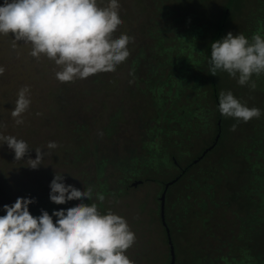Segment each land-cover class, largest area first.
I'll list each match as a JSON object with an SVG mask.
<instances>
[{
	"label": "rangeland",
	"instance_id": "1",
	"mask_svg": "<svg viewBox=\"0 0 264 264\" xmlns=\"http://www.w3.org/2000/svg\"><path fill=\"white\" fill-rule=\"evenodd\" d=\"M184 1L185 4L181 5ZM229 1L205 0L198 4L194 0L188 2L186 0H118L119 15L123 23L113 34V38H119L122 34L133 38L127 46L129 57L118 65L114 72L98 73L87 79H76L72 83H61L56 79L55 74L61 69L53 61L45 56L39 59L32 57L30 44L18 41L13 48V35L0 34V66L5 68L4 74L0 76V135L24 140L32 149L23 161H15L14 152L0 142V215H6L4 206H11L17 198L36 201L29 206L30 212L40 211L44 205L47 208L51 193L50 184L57 172L64 175L66 185H72L81 191L91 186L94 191L92 202L97 203L101 214L112 211L126 219L136 236L135 244L126 255L135 264H168V244L159 217L158 197L163 182L176 178L179 168L176 165L172 166V163L167 165L164 161L158 163L160 159L151 166L140 164L141 161L134 164L131 159L145 150L144 141L150 137L151 139L147 141L157 149L153 155H157L162 144L160 156L163 160H167L169 151H172L183 166L188 159L193 161L197 153L203 152L209 137L215 135L213 126L210 130L201 122L203 106H213L211 101L209 103L210 97L207 93L206 98L199 94L205 89L207 91V87L203 86L208 85L207 83L196 88L200 89L197 100L204 102L197 106L195 105L197 102L190 105L194 101L196 92L191 91L189 87L185 88L186 93L178 99L182 104L178 112H184L186 117L181 121L186 120L189 123H184V126L179 125L180 123L171 113L177 112L176 105L173 104V95L177 89L180 90L179 84L182 83L179 80L182 72L178 69L181 67V62L177 64V61H174L163 71L158 68L160 70L148 72L147 65L154 63L156 67L160 64L156 59L160 52L158 42L165 46L191 47L188 42L192 43L194 37L190 32L185 33L190 29L191 24L201 25L202 30H205L204 36L202 34L197 36H202L198 39L197 48L204 49L203 44H207L213 31L218 27L217 24L220 23V11L230 3ZM250 2L252 3L251 0H242L243 14L229 22L222 38L229 32L233 35L243 34L248 38L247 32L253 24L252 16L246 18L251 7ZM97 3L98 6L104 7L109 0H97ZM3 4L4 0H0V6ZM192 10L194 15L190 16ZM160 36L163 37L162 41ZM182 51L184 55L191 54L195 59L200 56L205 61V55L198 53L197 49L192 51L182 49ZM140 52L141 56H139ZM171 55L175 56L174 51ZM132 60L139 61L133 64ZM189 69L191 68H187L186 71ZM220 73L221 71H218L219 75ZM184 74L188 76L187 73ZM167 75L170 78L165 77ZM164 77L166 84L160 85ZM181 78L188 79V77ZM219 78V93L231 91L242 104H246L249 108H256V105L259 107L256 98L251 101L252 103L248 101L249 97L250 99L253 95L257 97L260 93L257 85L261 84V81L257 76L252 77L256 83L254 91L248 85H239L237 79L230 77L226 72H222ZM170 79L174 85H168ZM24 87L30 90L31 103L29 109L22 115L24 123L17 125L11 116V111L18 99V92ZM158 88L164 100H158L155 104ZM74 118L78 119L74 122L75 130L69 131L59 126L62 122L71 130L74 126L70 123L73 121H67ZM80 121L85 125H91V131H85V128L82 130ZM259 123L264 124V113L260 118H254L247 123L239 122L235 131L231 130V126L224 147L209 157L212 167L208 170V161L205 164L201 162L198 166L200 168L193 171L190 177L198 179L208 170V173L213 171L212 175H215L218 181L227 179L228 173L224 169L226 166H222L223 162L234 154L237 148L244 147L242 144L251 143L256 135L253 133L256 129H260H254L253 125ZM197 126L202 127L197 128ZM179 129L184 139L174 143L173 138L177 140L180 137L177 133ZM50 141L55 142L58 147L49 150L47 144ZM37 147L45 152L50 151L51 155L46 156L43 164L33 170L27 167L26 161L29 158H36ZM151 155H146V160L153 156ZM101 160L104 162L101 163ZM130 164L133 169L127 171L125 166ZM240 179L243 180L245 177ZM135 180L144 181L132 186L131 182ZM182 180L167 190L165 200L167 209L169 202L170 210H167L166 214L169 215V221H172L170 234L174 240L175 246L174 244L173 246L180 254L177 264H192L207 251V245L204 239L197 238L199 228H204L200 217L197 216L196 221L195 214L198 212L199 202L180 199L188 193L185 185L189 181L182 184ZM224 185L227 186L225 183ZM99 186L104 191L99 192L101 190ZM96 193L105 196L103 203L95 198ZM221 193L216 194L217 199L220 198ZM193 194L197 195L195 192ZM78 201H69L68 206L74 207L79 204ZM215 209L209 206V212ZM216 212L219 216V211ZM184 213H187L188 220L185 221V231L181 234L174 225L179 224L178 219ZM53 219L55 221L57 218L53 217ZM226 219L228 223L225 225L220 222L221 218H208L206 223L214 227L222 226L224 228L222 231L228 232L232 229L229 214L226 215ZM262 240L261 249H264L263 234ZM255 247L254 243L252 249ZM199 253L201 254L197 256Z\"/></svg>",
	"mask_w": 264,
	"mask_h": 264
},
{
	"label": "clouds",
	"instance_id": "2",
	"mask_svg": "<svg viewBox=\"0 0 264 264\" xmlns=\"http://www.w3.org/2000/svg\"><path fill=\"white\" fill-rule=\"evenodd\" d=\"M118 0H109L107 6H98L97 0H4L0 6V34H12L16 42L31 45L30 55L39 59L45 56L61 70L56 79L72 83L87 79L98 73H110L125 62L130 55L128 44L133 39L122 34H113L123 23L119 15ZM209 71L216 76L218 71L237 79L241 86L256 89L255 80L264 74V37L259 33L251 41L243 34L233 35L213 42L211 45ZM5 68L0 66V76ZM29 89L21 88L11 111L17 125H22V115L30 107ZM219 111L224 117L235 118L237 123H247L260 118L259 108L242 104L231 91L219 93ZM37 115H40L37 113ZM15 154V161H23L32 151L24 140L14 136L0 135ZM49 142V150L56 149ZM36 158L27 159L26 165L38 169L46 156L41 148H35ZM64 175L56 172L50 184V200L56 205L80 200L78 205L51 215L41 210L34 217L29 206L34 199L17 198L11 206L5 205L6 215L0 216V264H135L127 255L136 241L135 233L126 219L108 211L101 214L93 201L91 186L84 191L64 183ZM143 182V180H142ZM103 203L105 196L95 194ZM89 200L90 205L83 203ZM53 217L57 219L54 221Z\"/></svg>",
	"mask_w": 264,
	"mask_h": 264
},
{
	"label": "trees",
	"instance_id": "3",
	"mask_svg": "<svg viewBox=\"0 0 264 264\" xmlns=\"http://www.w3.org/2000/svg\"><path fill=\"white\" fill-rule=\"evenodd\" d=\"M188 2V0H186ZM199 2H203L205 0H194ZM250 2V9L248 11V16H252L253 18V24L252 27H250L249 31L247 32L248 39L251 41V38L254 34L259 33L262 37H264V0H251ZM230 3L226 5L221 11H220V23L217 24L218 27L213 31L212 37L207 41V44H203L204 49L198 47L197 48V42L198 39L205 35V30H202L201 25H195L191 24L190 29L185 31V33L190 32L192 33V36L194 37L193 42H188L191 47H185L180 45H164L158 42V45L160 47V52H158L157 61L160 62L158 66L155 67L154 63H150L147 66L149 67V71L154 70H160L163 71V69L173 64L174 61H177V64L181 62V67H179V72H182V75L180 76L179 80V88L178 91L176 87L175 94L173 95V104L176 105L175 108L177 109V112L171 113L173 115V118L177 120L179 125H183L184 123H189V121L182 120L184 119L185 113L178 110L180 109L179 106H181V102L179 103L178 99L184 95L186 92L184 91L185 88L189 87L191 91L196 92V95L194 96V101H192L193 105L195 102V105L197 106L200 104H203L204 102H200L197 99V94L200 91V88L202 87L204 83H207L208 85H203L204 87H207V91L205 89L204 92L201 91L199 93L203 98L206 96V93L209 95L211 104L213 107H208L206 105L203 106V120L202 123H205V125L210 129L212 126L214 127L213 133L214 136L209 137L207 142V147L211 146L215 142V137L219 133V137L217 142L213 145V147L208 150L201 158H198L201 155V152L197 153L195 156L198 162L191 161L188 159L187 163L185 165H181L178 161L177 157L172 153V151H169L170 154L168 155L167 160H163L161 158L162 153V144H161V150H158L157 155H153L157 149L152 146L150 141H147L151 139L150 137L146 138L144 141V148L145 150H142L138 155L133 156L131 161L134 162V164L138 163L143 164L145 166H151L152 164L156 163V161L161 163L165 162L167 165L172 163L171 165H180L182 171H179L175 177L177 179L170 185H174L179 180H182V184L184 182L189 181V183H186L185 187L188 190V193L185 197H181L180 199H185L186 201H192L197 200L199 202V209L198 212H196V221L198 220L197 216L200 217V222L204 225V228L200 229L198 237L202 238L206 241L207 245V251L204 253H199L197 256L201 254V256L196 259L192 264H264V249H261V242L262 240V234L264 237V124L259 123L253 125V128H260L256 129V134L253 138L251 143L248 145H244V147L237 148L236 152L232 154L231 156L226 159L222 166L227 171L228 175H226L228 178L225 180H219L217 177H214L212 175L213 171L211 173H208V170L212 167L210 164V156L213 153L219 152L225 145L226 140L228 136L230 135L229 130L231 126L235 123H237L235 118H228L224 117L220 111H219V86H220V75L223 71H221L220 75L216 74V76H212L211 72L209 71V63L208 61L211 59V47L210 45L213 42H216L218 40H221L223 35L226 32V28L229 25V22H232L235 17L241 16L244 11V5L242 4V0H230ZM198 3V4H199ZM185 1L183 4L184 5ZM179 5V6H181ZM193 11L191 12L190 16H193ZM199 34H202V36L197 37ZM185 37V36H184ZM160 40H163V37H159ZM167 38V37H166ZM165 39V38H164ZM201 39V38H200ZM179 43H182L179 41ZM129 45V44H128ZM175 56L173 57V51ZM189 50L192 51V49H197L198 53H202L205 55V61L200 58V56H197L195 59L191 57V54L184 55L183 51ZM200 50V51H199ZM162 51H168V52H162ZM160 54V55H159ZM142 53H139V56H141ZM202 55V56H204ZM147 57L149 54L146 55ZM179 56V57H178ZM159 59V60H158ZM139 60H132L133 64H136ZM191 65V66H190ZM160 68V69H158ZM187 68H191L186 71ZM131 72L135 74L134 70L131 69ZM187 73L188 76H186ZM191 74V75H190ZM169 77V75L165 76ZM162 79L160 81V85H165L166 81ZM181 77H188V79H182ZM170 78V77H169ZM258 79L261 81V84L257 85L258 90L260 93L257 94V97L251 96V99L249 97L248 101L252 103V100L258 101L259 108L261 110V116L264 113V74H261ZM174 85V82L170 81L168 82V85ZM159 89H157L156 93L157 96L155 98V104H157L158 100H164L162 96V93L159 92ZM206 98V97H205ZM245 101V100H243ZM247 101V100H246ZM190 107V106H189ZM175 110V109H174ZM200 119V118H198ZM78 119L69 120L67 122H71L74 127L71 128V130L60 123L59 126H62L64 128H67L69 131L75 130L76 125H74V122H77ZM220 121V126H218V122ZM241 122V121H240ZM80 128L85 131H91L90 126L91 125H85L81 121L79 122ZM239 124V123H238ZM201 125V123L199 124ZM183 126L181 128H183ZM157 127V126H154ZM202 126H197V128ZM61 128V127H59ZM263 128V129H262ZM159 130V127L157 128ZM211 130V129H210ZM181 130L177 132L180 136L177 140L173 138L175 141L174 143H179L184 139L181 134ZM147 141V142H146ZM149 145H148V144ZM203 147V149H206L207 147ZM202 149V150H203ZM201 150V151H202ZM153 156H152V155ZM146 155H151L152 157H155L152 159V157L148 160H146ZM173 157V158H171ZM103 163L104 160H101ZM208 161V170L207 173H202L201 176L196 178H191L190 175L193 171L198 170V166H200L201 162L205 164ZM127 171L132 170L131 164L128 166H125ZM101 170V169H100ZM125 170V171H126ZM241 177H245V179H240ZM155 180V179H154ZM144 181V180H143ZM163 182V186H164ZM224 183L228 186H225ZM229 183V185H228ZM170 186L167 190L170 189ZM101 190L99 192L104 191V189L99 186ZM195 192L197 195L194 196L193 192ZM218 192H222L219 199L216 198V194ZM167 193V192H166ZM49 201V206L46 208L45 205L41 210L47 211L49 214H52L54 211L59 210H67L68 208H71L68 206V203L65 205H56ZM81 203V201H78ZM83 203L90 205L91 201L85 199L83 200ZM72 205V202H70ZM168 209L166 206V200H165V221L166 226L169 228V231L171 232V222L169 221V215L166 214V211L170 210L169 202H168ZM209 206H212L213 208H216L215 211L209 212ZM60 208V209H58ZM40 211L30 212L34 217H39L42 213ZM219 211L220 215L217 216V212ZM187 213H184L179 219V224H175L174 227H178V231L184 233V223L188 220V216L186 217ZM194 214V213H192ZM229 214V222L232 225V229L228 232H223L224 229L222 226H211L207 225L206 220L208 218L210 219H220L221 223L224 225L228 223L226 219V215ZM3 216V215H0ZM160 217V215H159ZM161 220V219H160ZM171 220V218H170ZM162 224V223H161ZM163 226V225H162ZM164 228V226H163ZM165 230V228H164ZM194 231V230H193ZM227 234V235H225ZM229 234V235H228ZM165 240L168 244V252L169 250V243L168 238L165 231ZM170 238L171 234H170ZM172 244H174L173 238L171 239ZM256 244V247L252 249V245ZM175 246V244H174ZM173 246V247H174ZM175 252V262L174 264H177V262L180 259V254L176 247H174ZM169 261H170V253H169Z\"/></svg>",
	"mask_w": 264,
	"mask_h": 264
},
{
	"label": "water",
	"instance_id": "4",
	"mask_svg": "<svg viewBox=\"0 0 264 264\" xmlns=\"http://www.w3.org/2000/svg\"><path fill=\"white\" fill-rule=\"evenodd\" d=\"M218 126H220V121L218 122ZM218 137H219V133L215 137L214 144L217 142ZM214 144H212L211 146H209L206 149H204L203 152L201 153V155L198 158H201L208 150H210L213 147ZM198 158L194 159V162H196L198 160ZM176 179H177V177L173 178L172 180H169V181L165 182L164 186H163V190H162V192L160 193V195L158 197V199H159V215H160L161 223H162V225L165 228L166 235H167V238H168V243H169L170 261H169L168 264H174V262H175V252H174V247H173V244H172L171 238H170V231H169V228L166 226V221H165V199H166V192H167L168 186L171 185ZM138 182L141 183L142 180H135L134 182H131V185L135 186L136 183H138Z\"/></svg>",
	"mask_w": 264,
	"mask_h": 264
},
{
	"label": "flooded vegetation",
	"instance_id": "5",
	"mask_svg": "<svg viewBox=\"0 0 264 264\" xmlns=\"http://www.w3.org/2000/svg\"><path fill=\"white\" fill-rule=\"evenodd\" d=\"M177 166H178V165H177ZM178 168H179V171H182V169H183V168L180 167V165L178 166ZM169 186H170V185H169ZM169 186H168V187H169ZM167 189H168V188H167ZM162 190H163V188H162ZM161 192H162V191H161Z\"/></svg>",
	"mask_w": 264,
	"mask_h": 264
}]
</instances>
